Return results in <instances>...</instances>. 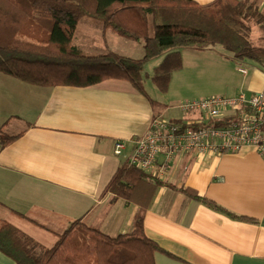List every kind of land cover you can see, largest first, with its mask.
Wrapping results in <instances>:
<instances>
[{
	"label": "crops",
	"instance_id": "obj_1",
	"mask_svg": "<svg viewBox=\"0 0 264 264\" xmlns=\"http://www.w3.org/2000/svg\"><path fill=\"white\" fill-rule=\"evenodd\" d=\"M193 1L206 5L215 0ZM238 1L255 4L264 13V0ZM88 20L86 34L101 43L86 49L84 38L77 35L80 22L73 44L82 53L112 52L137 60L145 56L144 43H128L102 23ZM255 34L253 28V41ZM184 51L193 59L183 60L168 92L157 91V99L146 88L149 80L142 94L123 80L91 87H40L0 74V129L21 134L0 153V223L14 225L45 248L76 220L111 238L130 234L139 204L112 192L103 194L104 189L129 164L133 142L154 118L195 116L175 108L178 99H168L169 93L179 100L209 98L195 95L208 72L231 68L207 55L212 50ZM250 83L252 88L235 95L262 92L264 75L256 71ZM118 141L127 144L121 156L114 153ZM147 176L167 184L157 189L144 219L147 238L172 255L156 253L155 264H264V156L255 148L203 157L180 154L162 179ZM182 189H192L246 220L216 211ZM0 264L14 263L0 251Z\"/></svg>",
	"mask_w": 264,
	"mask_h": 264
},
{
	"label": "trees",
	"instance_id": "obj_2",
	"mask_svg": "<svg viewBox=\"0 0 264 264\" xmlns=\"http://www.w3.org/2000/svg\"><path fill=\"white\" fill-rule=\"evenodd\" d=\"M102 23L120 37L144 42L145 56L133 59L108 52L86 55L74 46L79 23ZM264 23L255 4L215 0H0V74L40 87H91L107 80L129 82L145 93L151 80L167 93L172 76L183 69L184 50L208 51L222 46L227 59L250 60L264 71V47L252 39L254 24ZM162 59L152 75L145 66ZM176 124L185 122L172 120ZM232 118L210 120L208 127H228ZM198 125H194L197 127ZM0 129V153L18 139ZM139 168L125 164L103 191L139 204L133 231L111 238L81 220L45 248L8 222L0 223V251L14 264H155V254L172 256L147 238L144 219L159 187ZM182 191L235 219L239 217L192 189ZM246 220V219H244Z\"/></svg>",
	"mask_w": 264,
	"mask_h": 264
},
{
	"label": "built area",
	"instance_id": "obj_3",
	"mask_svg": "<svg viewBox=\"0 0 264 264\" xmlns=\"http://www.w3.org/2000/svg\"><path fill=\"white\" fill-rule=\"evenodd\" d=\"M243 75L245 69H239ZM179 109L195 115L176 124L154 118L148 131L133 142L128 163L146 175L162 179L173 157L193 154L200 157L233 153L243 147L255 148L264 156V93L251 95L240 92L232 97H209L187 101ZM232 118L228 127H208L205 122ZM194 125H198L194 127ZM127 144L118 141L117 156L123 155Z\"/></svg>",
	"mask_w": 264,
	"mask_h": 264
},
{
	"label": "rangeland",
	"instance_id": "obj_4",
	"mask_svg": "<svg viewBox=\"0 0 264 264\" xmlns=\"http://www.w3.org/2000/svg\"><path fill=\"white\" fill-rule=\"evenodd\" d=\"M257 4H259V3H257ZM83 21H85V22H81L77 35L81 38V40L84 38V45H85L84 47H87L86 49H90L94 44L95 45L100 44L101 40L98 37H96L95 35H93L91 37V36H88L86 34V30L89 29L88 28V22H86V21H89V20L85 19ZM253 28H255V33H256L253 36L255 43L258 44L259 46L264 47V23L259 24V25L254 24ZM89 40H90V42H89ZM123 40L127 41L128 43H131V44L136 43L133 40H128L125 38H123ZM139 43H141V42H139ZM142 43H144V42H142ZM182 54H183L184 62H187L188 59L189 60L193 59V58L189 57L191 54L188 51H182ZM228 54H229V52L226 49H224L222 46H219V45L214 46L212 48V51L209 52V54H207V55H210L211 57H213L214 59L224 61L223 63L226 65H229L231 68H229V69L224 68L223 71H213L210 73L208 72L206 81L202 85L203 87L200 88L201 90L199 92H197L198 95L195 94L197 98L219 97V96H230V95L232 96V95H235V93L239 92V90H241V89L247 91L249 88H252V84L250 83V79H251V75L253 73H255L256 71L257 72L260 71L262 73V75H264V71L257 64H255L254 62H252L250 60H246V61L239 63V64L227 62L225 60V58H226L225 55H228ZM220 55L223 56V58H221ZM161 61H162V59H157V60L151 61L150 63H148L145 66L144 71L146 73L152 75L155 67L158 66L161 63ZM238 67L245 68L247 70V72L249 73V76L248 77L244 76L243 74L238 72ZM260 86L263 87V88H261V90L264 93V83ZM146 88L149 91L150 95L153 96L155 99H157V97H160L156 94L157 91H160L159 88L151 80H149L148 83L146 84ZM235 88H237L236 91L234 90ZM174 98L178 99V101L173 103V106H175V108L179 107V105H181L182 103L189 101V99L191 100V98L179 100V95L178 96H172L169 93L168 99H174ZM176 113H180V111L177 110Z\"/></svg>",
	"mask_w": 264,
	"mask_h": 264
}]
</instances>
